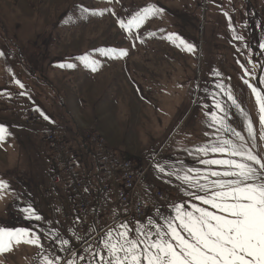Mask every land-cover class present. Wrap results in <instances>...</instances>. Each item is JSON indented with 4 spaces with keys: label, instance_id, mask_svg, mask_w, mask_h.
Wrapping results in <instances>:
<instances>
[{
    "label": "rangeland",
    "instance_id": "1",
    "mask_svg": "<svg viewBox=\"0 0 264 264\" xmlns=\"http://www.w3.org/2000/svg\"><path fill=\"white\" fill-rule=\"evenodd\" d=\"M149 5L164 11L131 31L120 27L119 21L127 24ZM188 44L193 51L186 50ZM262 44L264 0H0V127L6 130L0 181L9 186L0 190V228L26 229L42 245L13 243L0 253V264H40L49 254L60 257V264H88L91 253L85 249H98L103 234L117 225L112 211L106 220L97 217L96 225H86L85 233L78 230L83 219L75 202L68 193L59 196L62 191L52 184L48 134L78 145L94 173L95 160L81 137L87 128L99 131L110 149L145 173L141 196L151 206L157 202L155 210L165 216L175 203H199L165 173L204 169L200 160L221 155L192 150L218 136L235 140L213 125L210 114L223 115L217 102L227 111L225 123L246 140L251 121L256 139L249 146L254 143L253 151L264 156L261 113L249 87L264 94ZM109 49L127 55L101 51ZM91 61L97 62L95 71ZM217 84L231 91L235 105ZM90 182L97 190L93 176ZM157 190L171 194V202L153 201ZM147 219L123 222L135 227ZM53 233L69 241L67 251Z\"/></svg>",
    "mask_w": 264,
    "mask_h": 264
},
{
    "label": "snow or ice",
    "instance_id": "2",
    "mask_svg": "<svg viewBox=\"0 0 264 264\" xmlns=\"http://www.w3.org/2000/svg\"><path fill=\"white\" fill-rule=\"evenodd\" d=\"M81 11L88 12L87 9ZM163 11V8L149 5L132 16L127 24L122 20L119 24L122 29L131 31ZM234 38L242 39L240 36ZM180 43L184 44V41ZM185 48L189 52L194 50L190 44ZM261 48H264V44ZM101 51L109 55H127L125 51L117 52L114 49ZM80 59L87 61L88 57ZM96 63L91 61L93 71L96 70ZM261 67L264 69V65ZM245 75H251L247 69ZM244 82L249 84L248 80ZM217 87L232 104H236L229 89L222 84H217ZM249 87L256 96L261 113L260 139L264 140V94L251 84ZM214 107L223 112L222 116L216 112L210 114L216 131L227 132L235 140L218 136L215 141L197 146L192 151L205 157L210 153L220 154L222 158L200 160L206 166L204 169L189 167L183 174L165 173L174 175L186 185V189L182 188L184 194L199 203H175L171 214L165 216L158 212L159 220L149 217L146 223L137 221L135 227L123 221L117 223L115 228L110 227L103 234L98 249H85L91 253L88 264H264V156L253 151L254 143L249 146V140L254 142L256 139L250 120L246 140L240 132L225 123L227 111L220 102ZM5 131L0 127V141H3ZM212 166H218L219 170ZM158 170L165 171L163 168ZM8 187L0 181V190ZM23 211L29 213L31 218L41 219L31 208ZM53 238L60 241L62 251L68 250L64 247L69 243L67 239H62L58 233H53ZM13 243L42 247L40 237L35 233H29L26 229L0 228V253L10 251ZM79 259L84 260L85 257L80 256ZM40 264H60V257L43 255ZM66 264H77V260L69 259Z\"/></svg>",
    "mask_w": 264,
    "mask_h": 264
},
{
    "label": "built area",
    "instance_id": "3",
    "mask_svg": "<svg viewBox=\"0 0 264 264\" xmlns=\"http://www.w3.org/2000/svg\"><path fill=\"white\" fill-rule=\"evenodd\" d=\"M84 133L85 137L82 138L89 145L96 160L94 178L97 191L88 184V175L77 168L69 145L58 141L54 134H48L44 143L50 149L53 185L63 188L76 200L83 224L91 220L92 212H103L107 215L110 209L116 210L122 221L145 219L151 210L140 195V183L144 173L136 170L132 160L122 158L117 151L108 148L99 132L87 129ZM103 195L110 197L111 202L108 207L102 204ZM151 199L168 204L171 195L156 191ZM83 230L82 225L81 231Z\"/></svg>",
    "mask_w": 264,
    "mask_h": 264
},
{
    "label": "crops",
    "instance_id": "4",
    "mask_svg": "<svg viewBox=\"0 0 264 264\" xmlns=\"http://www.w3.org/2000/svg\"><path fill=\"white\" fill-rule=\"evenodd\" d=\"M71 146H72V143H71ZM72 148L74 149L75 152H77L78 150H80V147L78 145H74L72 146ZM88 154V153H87ZM79 156V157H78ZM89 156V155H88ZM90 157V156H89ZM79 159V160H78ZM76 162H78L79 164H81L80 168H83L84 169V163H85V160L83 158L80 157V154L77 153V159H76ZM84 162V163H83ZM86 165V163H85ZM90 166V165H89ZM87 166V168L89 167ZM64 195L63 192H60V195L59 196H62ZM84 246H82L81 248H83Z\"/></svg>",
    "mask_w": 264,
    "mask_h": 264
}]
</instances>
